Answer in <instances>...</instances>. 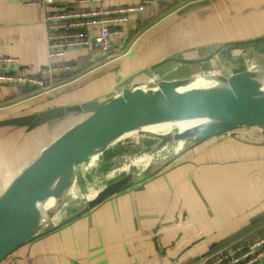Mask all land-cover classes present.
I'll use <instances>...</instances> for the list:
<instances>
[{
	"label": "crops",
	"instance_id": "1",
	"mask_svg": "<svg viewBox=\"0 0 264 264\" xmlns=\"http://www.w3.org/2000/svg\"><path fill=\"white\" fill-rule=\"evenodd\" d=\"M66 1L57 0L60 6ZM140 16L139 31L132 18L122 25L126 37H114L120 49L112 59L97 49L70 48L56 62H75L77 69L52 75L44 8L0 0V67L49 83L0 82V120L104 99L148 80L193 77L195 86L214 85L229 73L216 45L264 34V0H157ZM233 54L243 55L250 68L264 58L253 45ZM87 113L32 128L0 125V195L47 144L80 121L69 120ZM261 234L264 125L252 124L212 135L80 216L47 225L1 264H194L218 247Z\"/></svg>",
	"mask_w": 264,
	"mask_h": 264
},
{
	"label": "water",
	"instance_id": "2",
	"mask_svg": "<svg viewBox=\"0 0 264 264\" xmlns=\"http://www.w3.org/2000/svg\"><path fill=\"white\" fill-rule=\"evenodd\" d=\"M252 45L264 53V34L216 45V54H221L229 73L220 75L214 85L191 86L193 77L148 80L127 85L104 99L0 120V125L28 124L32 128L59 117L89 112L47 144L0 195V264L46 227L42 207L52 221L55 213L67 205L77 166L104 152L123 134L136 129L160 138L153 152L173 141L180 142V146L159 168L150 162L139 171L127 172L108 182L88 197L81 208L55 225L80 216L108 196L146 179L174 155L212 135L252 124L264 125V58L250 68L243 55L233 54L234 49ZM179 118L199 121L183 130L161 134L141 129L146 124ZM51 199L53 204L46 209L44 203Z\"/></svg>",
	"mask_w": 264,
	"mask_h": 264
},
{
	"label": "built area",
	"instance_id": "3",
	"mask_svg": "<svg viewBox=\"0 0 264 264\" xmlns=\"http://www.w3.org/2000/svg\"><path fill=\"white\" fill-rule=\"evenodd\" d=\"M26 4L41 5L45 11L47 27L48 71L71 72L77 64L71 61L56 62L62 59L70 48L87 47L100 50L112 59L116 45L114 37L125 36L122 25L132 18L135 28L140 30L144 24L140 16L147 3L157 0H141L132 4L113 6L102 5L103 0H71L60 6L57 0H23ZM167 2H185L186 0H165ZM126 37V36H125ZM123 37V42H125ZM6 61L15 62L14 58ZM20 80L29 85L46 88L49 83L41 76L14 71L11 67H0V82ZM264 258V234L252 241L236 240L227 246L217 248L206 256L200 257L194 264H259Z\"/></svg>",
	"mask_w": 264,
	"mask_h": 264
},
{
	"label": "rangeland",
	"instance_id": "4",
	"mask_svg": "<svg viewBox=\"0 0 264 264\" xmlns=\"http://www.w3.org/2000/svg\"><path fill=\"white\" fill-rule=\"evenodd\" d=\"M225 68L227 69V67ZM87 115L88 113L78 115L75 119L69 120V122L81 120ZM159 140L160 138L153 137V135H149L148 133L137 132L134 136H128L110 145L104 152L78 165L75 182L68 193L71 195V198L67 205L58 210L55 213L56 215L54 214L55 218L52 221L51 216L42 207L46 224L48 226L55 225L69 213L81 208L87 202L88 194L91 191H97L108 182L127 172H136L142 169L144 165H141L142 163L135 164V162L143 161L142 157L145 154H152L154 160L152 159L151 164H154L155 168H159L173 155L176 148L180 146L177 144L180 142L173 141L167 143L159 151L153 152V147ZM44 204L45 207L50 208L53 200L51 199Z\"/></svg>",
	"mask_w": 264,
	"mask_h": 264
},
{
	"label": "bare ground",
	"instance_id": "5",
	"mask_svg": "<svg viewBox=\"0 0 264 264\" xmlns=\"http://www.w3.org/2000/svg\"><path fill=\"white\" fill-rule=\"evenodd\" d=\"M194 84H195V82L194 83L192 82L191 86H195ZM198 121H199V119H197V118H183V119L179 118V119H173V120H168V121L146 124V125L142 126L141 129H146V130L151 131L153 133L161 134V133H166V132H168L170 130H174V129L183 130V129L191 126V125L196 124ZM137 131L138 130L135 129V130H132L130 132L123 134L122 136H120V138L113 140L111 142V145L117 143L120 140L125 139L128 136H134L137 133ZM142 158L144 159L143 161L135 162V164L142 163L141 165L146 166L152 161L153 155L152 154H145ZM95 193H96L95 190L91 191L88 194V197H93ZM88 197H87V199H88Z\"/></svg>",
	"mask_w": 264,
	"mask_h": 264
},
{
	"label": "trees",
	"instance_id": "6",
	"mask_svg": "<svg viewBox=\"0 0 264 264\" xmlns=\"http://www.w3.org/2000/svg\"><path fill=\"white\" fill-rule=\"evenodd\" d=\"M261 235H263V234H261ZM258 236V235H257ZM256 237V236H255ZM254 237V238H255ZM234 240H236V239H234ZM238 240V239H237ZM239 240H243V239H239ZM243 241H245V242H250V241H246V240H243ZM252 241V240H251ZM230 243V242H229ZM227 245H229V244H227ZM227 245H225V246H227ZM224 247V246H223ZM218 248H220V247H218Z\"/></svg>",
	"mask_w": 264,
	"mask_h": 264
}]
</instances>
